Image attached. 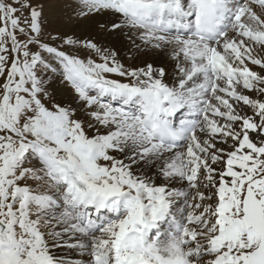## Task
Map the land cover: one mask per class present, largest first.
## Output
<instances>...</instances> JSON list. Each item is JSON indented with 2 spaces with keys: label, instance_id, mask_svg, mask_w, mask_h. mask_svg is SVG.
Listing matches in <instances>:
<instances>
[{
  "label": "snow or ice",
  "instance_id": "snow-or-ice-1",
  "mask_svg": "<svg viewBox=\"0 0 264 264\" xmlns=\"http://www.w3.org/2000/svg\"><path fill=\"white\" fill-rule=\"evenodd\" d=\"M67 7L0 0V264H264V0Z\"/></svg>",
  "mask_w": 264,
  "mask_h": 264
},
{
  "label": "bare ground",
  "instance_id": "bare-ground-1",
  "mask_svg": "<svg viewBox=\"0 0 264 264\" xmlns=\"http://www.w3.org/2000/svg\"><path fill=\"white\" fill-rule=\"evenodd\" d=\"M58 1V0H57ZM56 1V6L54 5L52 8H47L46 12L48 11L50 15H55L59 12L62 11V9H64L65 11L70 10L69 8L67 9V5L70 3L69 1H64L61 0L59 1L60 3L57 4ZM55 2V1H54ZM53 3V2H52ZM51 3V4H52ZM64 7V8H63ZM69 24L71 25L70 33H77L78 35L81 33H87L88 31V24L87 21L84 20L83 18H80L78 20L72 19L69 21ZM127 32L128 30L125 29V35L121 36V35H116L113 36L111 38L106 39L105 41H103L106 45H109L113 48L118 49L121 52V56H122V62L125 64L126 67L128 66H143L144 62H153L154 60H157L158 57L151 53V52H141V53H133L130 52L128 49L131 47V45L129 44L128 38H127ZM134 32V30H133ZM137 43H139V41H137ZM133 56H135V58H133Z\"/></svg>",
  "mask_w": 264,
  "mask_h": 264
},
{
  "label": "rangeland",
  "instance_id": "rangeland-1",
  "mask_svg": "<svg viewBox=\"0 0 264 264\" xmlns=\"http://www.w3.org/2000/svg\"><path fill=\"white\" fill-rule=\"evenodd\" d=\"M56 1L57 0H41V2L44 3V5H45V16L47 19L48 27L50 29H55V30L61 31V32L67 31V32H69V34H71L70 33L71 32V30H70L71 25L69 24V21L72 19L78 20L80 18H77L76 15L71 10L65 11L64 9H66V8H64V7H63L64 9H62L61 12L57 13L56 16L50 15L48 11L46 12V10H47V8H52L54 5L56 6ZM59 1H61V0H58L57 4L60 3ZM64 1L67 2L69 0H64ZM67 9H68V7H67ZM112 78L120 79V80H126V78L119 77L115 74H112ZM50 91H52L54 94H56L58 98H68L67 90L65 89L64 85L60 82L59 79H56L53 82V86L50 89ZM61 94H62V96H61Z\"/></svg>",
  "mask_w": 264,
  "mask_h": 264
}]
</instances>
